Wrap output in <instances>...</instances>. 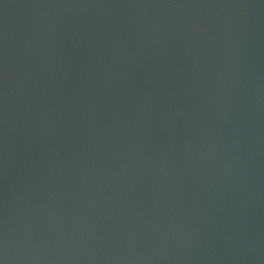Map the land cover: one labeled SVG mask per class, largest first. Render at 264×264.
Wrapping results in <instances>:
<instances>
[{"label": "water", "instance_id": "95a60500", "mask_svg": "<svg viewBox=\"0 0 264 264\" xmlns=\"http://www.w3.org/2000/svg\"><path fill=\"white\" fill-rule=\"evenodd\" d=\"M0 264H264V0H0Z\"/></svg>", "mask_w": 264, "mask_h": 264}]
</instances>
